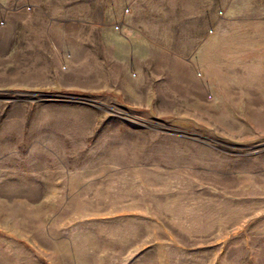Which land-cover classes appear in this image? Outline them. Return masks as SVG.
Here are the masks:
<instances>
[{"label": "rangeland", "instance_id": "1", "mask_svg": "<svg viewBox=\"0 0 264 264\" xmlns=\"http://www.w3.org/2000/svg\"><path fill=\"white\" fill-rule=\"evenodd\" d=\"M0 264H264V0H0Z\"/></svg>", "mask_w": 264, "mask_h": 264}]
</instances>
